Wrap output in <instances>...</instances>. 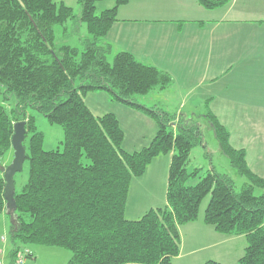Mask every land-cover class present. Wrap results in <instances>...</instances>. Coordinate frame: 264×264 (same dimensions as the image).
Instances as JSON below:
<instances>
[{
	"label": "trees",
	"instance_id": "16d2710c",
	"mask_svg": "<svg viewBox=\"0 0 264 264\" xmlns=\"http://www.w3.org/2000/svg\"><path fill=\"white\" fill-rule=\"evenodd\" d=\"M97 1L78 0L76 16L54 0H0V87L5 99H15L12 113L0 105V159L11 147L13 124L25 121L27 130V180L19 193L14 190L9 264L28 244L67 250L66 264H172L180 252L179 226L197 219L206 195L204 223L220 234L246 238L235 264H264V178L248 168L243 149L230 144L227 129L208 109L202 116L220 152L245 181L237 189L214 167L187 168L192 149L203 144L200 124L138 99L169 87L173 79L128 51H114L105 39L117 8L128 0H114L99 14ZM197 1L213 9L226 0ZM74 18L86 24L88 34L79 46L56 43V26L65 28ZM99 90L156 121L148 145L133 151L122 147L117 116L94 115L83 99ZM27 107L62 129L61 148H42V133L26 116ZM158 155L170 157L166 204L128 219L130 181ZM3 188L1 176L0 211L5 209ZM201 264L227 263L208 259Z\"/></svg>",
	"mask_w": 264,
	"mask_h": 264
},
{
	"label": "crops",
	"instance_id": "0c3cea01",
	"mask_svg": "<svg viewBox=\"0 0 264 264\" xmlns=\"http://www.w3.org/2000/svg\"><path fill=\"white\" fill-rule=\"evenodd\" d=\"M105 39L114 51H128L172 77L169 87L143 97V104L186 117L208 109L227 129L230 144L243 149L248 168L264 178V0H226L213 9L197 0H128L117 8ZM152 96L156 101L149 105ZM87 106L94 115L106 113ZM128 108L134 122L147 120L140 110ZM153 134L151 122L148 129L139 127L131 134L133 150L148 145ZM169 158L154 157L141 176L131 179L126 218L166 204ZM179 233L180 252L172 264H201L206 251L208 259L227 264L234 259L235 264L245 247L234 243L244 235L220 234L203 215L179 226Z\"/></svg>",
	"mask_w": 264,
	"mask_h": 264
},
{
	"label": "rangeland",
	"instance_id": "374dc122",
	"mask_svg": "<svg viewBox=\"0 0 264 264\" xmlns=\"http://www.w3.org/2000/svg\"><path fill=\"white\" fill-rule=\"evenodd\" d=\"M56 4H60L63 2L72 8V12L74 15H79L80 13V4L78 0H54ZM114 0H99L96 2L95 13L99 14L102 10L106 8H110L113 6ZM87 28L85 23L79 24L76 21V18L69 19L65 23V28L63 26H56L55 28V41L58 44H68L71 46H79L80 40L84 36H86ZM147 96V95H146ZM144 96V97H146ZM84 101L90 106H98L101 110H105V112L114 113L119 121V124L124 132V148H128L127 150H133L131 137L136 133L139 127H144L145 129L150 128L153 125V136L157 130L156 121L147 116L146 114L141 115L147 118L146 121L141 122L138 120L134 122L132 117L128 115L130 108L128 106H123L120 102H117L111 98V95L106 91H90L86 92L83 96ZM139 100L144 102L142 96L138 97ZM156 101V100H155ZM154 96L147 99L149 105L153 104ZM0 105H3L9 113H12V109L15 105V99L13 97H9L5 99L4 94L2 92V88L0 87ZM90 108V107H89ZM187 109V107H186ZM174 110L170 108V112ZM198 112V110H196ZM26 116H32L34 118V124L36 129L42 133V148L44 150L61 148V142L63 140V131L62 129L55 125L50 124L46 118L39 113L37 110L27 107L26 108ZM191 111H189L190 113ZM180 113V112H177ZM182 114V113H181ZM185 116V115H184ZM195 116V117H194ZM193 119L201 126V131L203 135V144H198L195 146L189 157V161L187 163V168H201L202 172L211 167H214L216 171L220 173L227 174L233 180L235 187L238 189L241 187L243 182L245 181L244 177L237 174V172L230 167L227 158L220 152L218 143L214 137L213 131L209 122L203 116L194 115ZM153 123V124H152ZM152 136V138H153ZM151 138V139H152ZM148 141L147 144L151 141ZM123 143V141H122ZM146 146V145H145ZM135 148V147H134ZM137 150L140 147H136ZM142 148V147H141ZM13 159V149L10 147L0 159V165H8ZM27 170H28V162L24 161L22 169L15 173L14 175V186L15 191L20 192L23 185L27 180ZM2 173L0 172V177ZM257 193V192H256ZM209 200V195H206L200 205H199V213L198 217L203 215L204 208ZM197 217V218H198ZM10 217L5 209L0 211V264H9V253L13 248L12 243L10 241ZM239 238L234 240L236 247H240V245H246V239ZM221 249V247H219ZM218 248V249H219ZM214 252L218 251L214 249ZM28 254H31L28 256ZM210 253L208 251L203 252L200 258L204 260H208ZM70 257V252L65 249L59 247H50L43 246L38 244H28L22 246L17 255L16 261L14 264H66L67 260ZM20 259V262H18ZM215 260V259H212ZM217 261V260H216ZM227 262L229 264H234V259H230Z\"/></svg>",
	"mask_w": 264,
	"mask_h": 264
},
{
	"label": "water",
	"instance_id": "95a60500",
	"mask_svg": "<svg viewBox=\"0 0 264 264\" xmlns=\"http://www.w3.org/2000/svg\"><path fill=\"white\" fill-rule=\"evenodd\" d=\"M25 121H17L13 124V134L11 136V147L13 149V159L8 165H0V172L4 179L3 197L5 199V211L12 215L16 208L14 202V175L22 169L25 161V148L23 141L26 135Z\"/></svg>",
	"mask_w": 264,
	"mask_h": 264
},
{
	"label": "built area",
	"instance_id": "2783aa9c",
	"mask_svg": "<svg viewBox=\"0 0 264 264\" xmlns=\"http://www.w3.org/2000/svg\"><path fill=\"white\" fill-rule=\"evenodd\" d=\"M18 262H20V259H18Z\"/></svg>",
	"mask_w": 264,
	"mask_h": 264
}]
</instances>
